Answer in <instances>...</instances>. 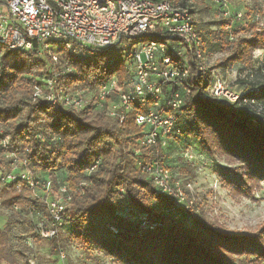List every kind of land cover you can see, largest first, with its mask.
Wrapping results in <instances>:
<instances>
[{
  "label": "trees",
  "instance_id": "trees-1",
  "mask_svg": "<svg viewBox=\"0 0 264 264\" xmlns=\"http://www.w3.org/2000/svg\"><path fill=\"white\" fill-rule=\"evenodd\" d=\"M175 1L194 13L190 6L195 0ZM237 21L221 18L213 29L196 24L205 51L217 47L229 52L214 64L224 71L237 65L252 70L253 51L264 48V25L252 21L245 28L248 33L240 36L234 27ZM226 23L231 24L233 39L224 30ZM84 52L83 57L67 52L60 56L61 64L72 67L59 79L66 90L86 88L92 100L105 79L116 77L115 92L132 81L118 51ZM47 75L45 61L35 54L4 51L0 136H9L7 149L24 158L35 176L49 181L51 193L60 186L71 192L60 231L67 226L73 245L82 249L93 245L122 264H264V226L255 233H236L201 218L196 228H190L179 216L194 217L195 206L176 209L174 199L161 193L141 170L157 157L175 176L173 168L178 166L170 157L176 152L182 165L178 170L185 172L190 163L180 152L192 147L195 138L209 154L220 152L238 162L236 168L222 169L229 190L247 193L264 185V63L242 81L247 90L239 102L225 105L194 91L176 113L181 138L159 152L140 146L144 129L135 123L134 113L119 119L108 117L93 103L79 112L53 107L40 97ZM0 168L10 169L1 145ZM0 199L8 211L0 225V264H30L27 240L40 239L38 225H48L45 194L25 184L18 189L16 183L0 181ZM139 216L148 226L141 227ZM47 241L55 256L58 247L63 249L60 233Z\"/></svg>",
  "mask_w": 264,
  "mask_h": 264
},
{
  "label": "built area",
  "instance_id": "built-area-1",
  "mask_svg": "<svg viewBox=\"0 0 264 264\" xmlns=\"http://www.w3.org/2000/svg\"><path fill=\"white\" fill-rule=\"evenodd\" d=\"M210 1L220 18L231 22L242 18L240 11H231L230 0ZM196 24L189 7L175 0H0V62L5 50L35 54L45 61L48 71L40 97L55 108L75 112L93 103L111 118L123 119L127 113H134L135 123L144 129L140 146L159 152L170 141L181 138L176 113L194 91L198 90L201 98L226 105L243 97V93L231 89L220 68L206 62ZM223 27L232 39L231 24ZM142 36L147 39L128 41ZM88 49L118 51L132 81L115 92L116 77L105 79L92 100L86 88L66 90L59 79L71 73L72 67L60 63L61 54L83 57ZM0 145L10 166L6 171L0 168V181L16 183L18 189L25 184L35 192H43L48 225L40 223L37 235L44 240L58 238L71 192L60 186L51 193L50 182L35 176L25 167L24 158L7 149L8 135L0 136ZM191 149L180 152L188 163L195 161ZM141 170L161 193L174 199L176 209L189 208V182L173 176L157 157L141 165ZM139 219L141 227L148 226L145 217ZM27 244L32 247L30 239ZM56 264H67L61 247Z\"/></svg>",
  "mask_w": 264,
  "mask_h": 264
},
{
  "label": "rangeland",
  "instance_id": "rangeland-1",
  "mask_svg": "<svg viewBox=\"0 0 264 264\" xmlns=\"http://www.w3.org/2000/svg\"><path fill=\"white\" fill-rule=\"evenodd\" d=\"M194 11V19L199 27L207 26L213 29L215 22L221 18L217 13V8L209 0H195L190 6ZM231 11H240L243 17L234 24L238 28L240 36L246 35L245 28L252 21L259 26L264 25V0H230ZM234 38V37H233ZM232 38V39H233ZM145 36L130 38V43L145 41ZM228 51H220L216 48H208L205 53L208 65H213L220 59L226 57ZM264 63V48L253 51V69L244 70L241 66H235L230 70H221L226 76L231 89L246 93L247 87L242 84L246 80L247 74L257 70ZM37 91L34 93L36 94ZM192 152L195 161L188 164L187 170H178L181 165L177 158L178 153L172 152L170 159L173 173L182 179L184 183L189 182L191 189L187 191V198L195 206L194 217L180 215L186 226L196 228L197 219L203 218L213 225H218L224 230L236 233H255L264 226V185L251 189L247 193L236 191L229 186L222 173L223 168H236L238 162L228 155L216 152L215 155L209 154L208 150L200 145L195 138H192ZM176 154V155H175ZM181 167V168H184ZM254 187V186H253ZM252 187V188H253ZM233 190V191H232ZM190 208V205H189ZM0 199V225L3 224L6 214ZM31 216V215H30ZM115 231V229H114ZM60 238L63 241V249L66 255L67 264H122L114 257L89 245L82 249L73 245L69 241L67 226L60 231ZM30 264H56V256L50 251V244L44 239H34L32 247L27 250ZM238 259L233 262L238 263Z\"/></svg>",
  "mask_w": 264,
  "mask_h": 264
},
{
  "label": "water",
  "instance_id": "water-1",
  "mask_svg": "<svg viewBox=\"0 0 264 264\" xmlns=\"http://www.w3.org/2000/svg\"><path fill=\"white\" fill-rule=\"evenodd\" d=\"M203 99H204V98H203ZM205 100H207V99H205ZM209 101H210V100H209ZM225 105H226V104H225ZM167 213H168V212H167ZM155 224H156V223H152V222H151V225H155Z\"/></svg>",
  "mask_w": 264,
  "mask_h": 264
}]
</instances>
